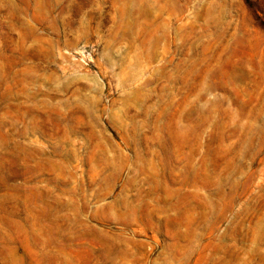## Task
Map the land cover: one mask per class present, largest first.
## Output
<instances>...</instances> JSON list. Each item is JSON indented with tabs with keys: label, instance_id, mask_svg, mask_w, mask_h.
Segmentation results:
<instances>
[{
	"label": "rangeland",
	"instance_id": "obj_1",
	"mask_svg": "<svg viewBox=\"0 0 264 264\" xmlns=\"http://www.w3.org/2000/svg\"><path fill=\"white\" fill-rule=\"evenodd\" d=\"M0 264H264V0H0Z\"/></svg>",
	"mask_w": 264,
	"mask_h": 264
}]
</instances>
